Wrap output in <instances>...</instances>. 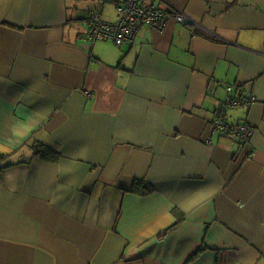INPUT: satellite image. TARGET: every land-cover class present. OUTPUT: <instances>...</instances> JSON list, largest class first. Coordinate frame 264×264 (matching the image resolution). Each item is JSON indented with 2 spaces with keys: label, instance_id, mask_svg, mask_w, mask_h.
Wrapping results in <instances>:
<instances>
[{
  "label": "crops",
  "instance_id": "1",
  "mask_svg": "<svg viewBox=\"0 0 264 264\" xmlns=\"http://www.w3.org/2000/svg\"><path fill=\"white\" fill-rule=\"evenodd\" d=\"M160 2L118 47L110 0H0V264H264V0Z\"/></svg>",
  "mask_w": 264,
  "mask_h": 264
},
{
  "label": "built area",
  "instance_id": "2",
  "mask_svg": "<svg viewBox=\"0 0 264 264\" xmlns=\"http://www.w3.org/2000/svg\"><path fill=\"white\" fill-rule=\"evenodd\" d=\"M117 14L114 22H105L93 13L86 20V38L90 42L111 41L120 47L131 42L140 27L162 32L169 23L189 24L190 20L181 11L167 3L157 6L148 5L146 0H110ZM226 98L215 109L213 120L208 124V133L227 134L235 137L240 145H247L253 134L252 127L247 123H229L228 111L236 107H249L255 102L254 97L237 95L230 85L225 87ZM87 96H91L85 92ZM210 139V138H209ZM253 154L249 153V157Z\"/></svg>",
  "mask_w": 264,
  "mask_h": 264
},
{
  "label": "rangeland",
  "instance_id": "3",
  "mask_svg": "<svg viewBox=\"0 0 264 264\" xmlns=\"http://www.w3.org/2000/svg\"><path fill=\"white\" fill-rule=\"evenodd\" d=\"M146 3L148 4V5H151V4H153L154 6H157L158 4H160L161 2H160V0H146ZM155 3V4H154ZM114 7V6H113ZM226 98V97H225ZM225 99H223V101H224ZM223 101H221V102H223ZM220 102V103H221ZM219 103V104H220ZM219 106V105H218ZM217 106V107H218Z\"/></svg>",
  "mask_w": 264,
  "mask_h": 264
},
{
  "label": "water",
  "instance_id": "4",
  "mask_svg": "<svg viewBox=\"0 0 264 264\" xmlns=\"http://www.w3.org/2000/svg\"><path fill=\"white\" fill-rule=\"evenodd\" d=\"M194 255V254H193ZM192 255H189L185 260H184V264L187 263L189 261V259L191 258Z\"/></svg>",
  "mask_w": 264,
  "mask_h": 264
},
{
  "label": "trees",
  "instance_id": "5",
  "mask_svg": "<svg viewBox=\"0 0 264 264\" xmlns=\"http://www.w3.org/2000/svg\"><path fill=\"white\" fill-rule=\"evenodd\" d=\"M0 159H1V156H0ZM188 262H189V261H188ZM188 262H187V263H188ZM187 263H185V264H187Z\"/></svg>",
  "mask_w": 264,
  "mask_h": 264
}]
</instances>
